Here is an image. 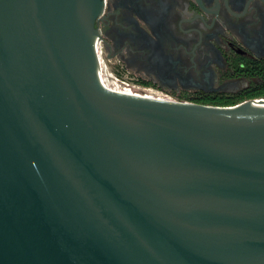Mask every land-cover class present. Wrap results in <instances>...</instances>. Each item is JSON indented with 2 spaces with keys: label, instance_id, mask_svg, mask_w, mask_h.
Returning a JSON list of instances; mask_svg holds the SVG:
<instances>
[{
  "label": "water",
  "instance_id": "obj_1",
  "mask_svg": "<svg viewBox=\"0 0 264 264\" xmlns=\"http://www.w3.org/2000/svg\"><path fill=\"white\" fill-rule=\"evenodd\" d=\"M102 2L0 0V264H264V101L111 82Z\"/></svg>",
  "mask_w": 264,
  "mask_h": 264
},
{
  "label": "flooded vegetation",
  "instance_id": "obj_2",
  "mask_svg": "<svg viewBox=\"0 0 264 264\" xmlns=\"http://www.w3.org/2000/svg\"><path fill=\"white\" fill-rule=\"evenodd\" d=\"M95 28L109 68L146 86L219 106L264 98V0H103Z\"/></svg>",
  "mask_w": 264,
  "mask_h": 264
},
{
  "label": "built area",
  "instance_id": "obj_3",
  "mask_svg": "<svg viewBox=\"0 0 264 264\" xmlns=\"http://www.w3.org/2000/svg\"><path fill=\"white\" fill-rule=\"evenodd\" d=\"M96 46L99 47L100 57H102L103 53H102L101 45H100L98 38L96 41ZM109 73L115 82H117L122 87H126L130 90L158 94L172 101H187V102L190 101L187 99L180 98L177 95H174L166 91L160 90L158 88H155L153 86H146L138 78L133 77V76H127L125 73H122L121 71H113L109 68Z\"/></svg>",
  "mask_w": 264,
  "mask_h": 264
},
{
  "label": "bare ground",
  "instance_id": "obj_4",
  "mask_svg": "<svg viewBox=\"0 0 264 264\" xmlns=\"http://www.w3.org/2000/svg\"><path fill=\"white\" fill-rule=\"evenodd\" d=\"M96 45V44H95ZM95 54H96V60H97V63L99 65V68L103 74V76L105 78H107L108 80H110L111 82L117 84L118 86L122 87L121 85H119L117 82H115L110 73H109V66L108 64L106 63L105 59L102 57H100V53H99V47L95 46ZM103 58V59H102ZM122 88H125V89H128L126 87H122ZM262 101H264V98L261 99ZM263 107V106H260V108Z\"/></svg>",
  "mask_w": 264,
  "mask_h": 264
},
{
  "label": "trees",
  "instance_id": "obj_5",
  "mask_svg": "<svg viewBox=\"0 0 264 264\" xmlns=\"http://www.w3.org/2000/svg\"><path fill=\"white\" fill-rule=\"evenodd\" d=\"M143 83L147 84L146 81H143ZM180 98L189 99L188 97H185V96H180ZM193 101L196 103H201V104H214V103H207V102L201 101L200 99H193Z\"/></svg>",
  "mask_w": 264,
  "mask_h": 264
}]
</instances>
